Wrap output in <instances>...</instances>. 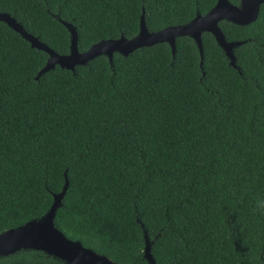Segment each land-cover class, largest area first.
<instances>
[{
	"label": "trees",
	"instance_id": "trees-1",
	"mask_svg": "<svg viewBox=\"0 0 264 264\" xmlns=\"http://www.w3.org/2000/svg\"><path fill=\"white\" fill-rule=\"evenodd\" d=\"M238 5L240 0H228ZM216 0H0L27 33L69 53L205 15ZM229 65L203 33L99 56L74 72L0 22V233L42 217L67 174L54 217L68 239L115 264H264V4L247 26L221 21ZM204 74V75H202ZM243 193V195H242ZM226 226V227H225ZM0 264H64L39 251Z\"/></svg>",
	"mask_w": 264,
	"mask_h": 264
},
{
	"label": "water",
	"instance_id": "water-1",
	"mask_svg": "<svg viewBox=\"0 0 264 264\" xmlns=\"http://www.w3.org/2000/svg\"><path fill=\"white\" fill-rule=\"evenodd\" d=\"M262 4H264V0H240L238 5H233L228 0H216L215 5L205 15L197 14L186 24L169 26L156 32L148 30L144 12H142L138 33L134 37L127 39L120 36L117 39L102 40L91 45L84 52L78 51L76 28L70 23L63 22L70 36L69 53L65 55L56 53L37 37L27 33L22 25L8 13H0V22L18 33L30 44L31 48L47 54L48 58L45 65L37 73L36 80L44 73L54 69L55 66L74 72L76 66H84L99 56H105L112 66L114 54L127 57L137 49L151 47L155 44H168L174 57L176 52L175 40L179 37H189L194 41L200 57L199 66L201 68L203 63L201 36L203 33L213 36L218 47L229 60V65L237 69L234 49L241 46L244 41L228 42L218 24L221 21H226L237 26H247L257 19ZM66 172L63 174L64 184L61 191L53 194L52 204L42 217L32 219L17 228L0 233V257H8L20 251L32 250L42 252L62 261L64 264H115L108 257L85 248L79 241L68 239L55 227L56 211L61 207L62 199L68 189L69 183ZM143 237V257L148 264H156L151 254L152 242L145 232Z\"/></svg>",
	"mask_w": 264,
	"mask_h": 264
},
{
	"label": "clouds",
	"instance_id": "clouds-1",
	"mask_svg": "<svg viewBox=\"0 0 264 264\" xmlns=\"http://www.w3.org/2000/svg\"><path fill=\"white\" fill-rule=\"evenodd\" d=\"M243 195V193H242ZM255 211L260 215H264V196H257L255 199ZM226 227V226H225Z\"/></svg>",
	"mask_w": 264,
	"mask_h": 264
}]
</instances>
